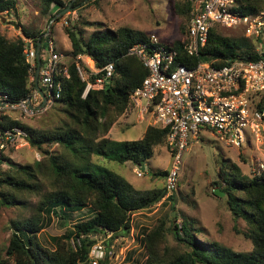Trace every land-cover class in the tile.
Listing matches in <instances>:
<instances>
[{"label":"trees","instance_id":"obj_1","mask_svg":"<svg viewBox=\"0 0 264 264\" xmlns=\"http://www.w3.org/2000/svg\"><path fill=\"white\" fill-rule=\"evenodd\" d=\"M83 1L40 0L41 12L50 14L51 21L70 2L71 7L76 8ZM234 2L233 8L244 14L256 15L264 11V0ZM17 6L18 0H0V14L15 11ZM191 8L189 0H178L173 5L174 12L184 19L181 35L188 27ZM220 29L219 25L211 29L208 43L193 60L184 54L182 41H173L181 53L179 60L188 64L207 60L222 66L229 60L260 57L251 38L243 34L225 35ZM65 30L72 44L65 55L74 60L68 63L70 78L58 77L63 91L56 101L61 102L67 117L57 128L43 132L33 131L19 120L5 117V126H20L28 131V141L42 152L43 158L34 164L19 165L5 154L0 161V209L28 208L24 195H41L39 203L31 208L33 214L29 218L11 219V235L8 245L0 250V264H85L91 248L98 242L96 236L110 233L112 238L104 243L106 257L101 261V264H108L110 245L118 236L130 231L133 213L159 202L164 205L171 201L173 209L175 206V192L167 196L165 185L142 190L110 169L87 172L80 168L82 164H91L94 154L106 155L122 165L130 162L142 166L154 156L158 147L163 146L169 152L168 129L155 125H149L139 140L118 141L107 136L114 122L126 110H132L131 94L148 74L143 62L127 53L129 47L148 35L128 28L118 31L98 28L85 38L77 25L66 26ZM22 34L39 38L41 54L44 52L45 30L31 31L22 27ZM79 54L88 56L97 68L109 62L115 64L113 78L104 88L90 90L85 98L82 94L86 82L80 77L75 62ZM36 69L32 71L26 59L23 38L18 35L9 39L0 33V94L7 93L13 100L29 96L36 88L35 79L31 78ZM54 144L60 146L62 152L52 151L50 147ZM230 166V169L224 166L220 169L212 192L216 195L218 191L223 192L234 216L246 221L249 226L246 235L253 245L252 251L235 252L204 237L194 220L184 218L178 222L170 214L155 228L145 231L143 240L148 257L144 264H264V170L259 175L247 177L238 165ZM167 173L168 170L154 171L153 175L165 179ZM87 207L93 209L92 215L75 223L67 234L54 237V249L42 244L39 232L45 227L46 215L59 216L61 211L76 212ZM169 231L184 251L167 244ZM72 237H80L77 248L70 243Z\"/></svg>","mask_w":264,"mask_h":264},{"label":"rangeland","instance_id":"obj_2","mask_svg":"<svg viewBox=\"0 0 264 264\" xmlns=\"http://www.w3.org/2000/svg\"><path fill=\"white\" fill-rule=\"evenodd\" d=\"M177 1L84 0L76 8H66L65 12L52 24L54 21H49L50 14H42L40 0H18L15 11L0 14V33L9 39H14L22 34V27L31 31L50 29L57 49L65 56L63 62L70 63L73 58L65 55V51L72 49L70 38L65 30L66 26H79L85 38H89L98 28L112 31L128 28L146 35L155 33L164 42L178 40L181 37L180 27L184 19L173 10V5ZM2 17L6 18L5 21ZM66 20L69 21L68 25L64 23ZM220 32L231 36L243 34L241 28H222ZM80 64L89 68L94 65L86 55H83ZM15 116H19L18 120L26 127L39 132L57 128L67 117L59 101H55L34 116L25 118L19 114ZM151 121L149 118L140 120L136 110L132 109L129 112L126 110L114 122L107 136L118 141L139 140ZM50 149L62 152V148L57 144L52 145ZM7 156L19 165L34 164L43 158L42 152L31 146L29 141L19 147H11ZM260 162L264 163V137L260 142L245 143L243 148H235L221 143L209 131H202L183 153L179 186L174 193L176 196L174 209L172 202L168 201L164 205L159 202L148 209L133 213L130 231L118 236L110 245L108 264H144L148 257L143 240L145 231L155 228L164 217H170V214L178 222L184 218L194 220L196 227L204 232V237L217 241L235 252H251L253 245L246 235L249 231L248 224L242 218L234 216L224 194L216 195L212 191L216 187L213 182L217 180V174L223 166L228 169L230 165L236 164L244 175L253 177L252 167ZM171 164L172 158L169 152L165 147L160 146L155 150L154 156L144 163L143 176L135 173L134 163L127 162L122 165L102 154H94L91 164H82L80 168L87 172L110 169L124 176L136 187L146 190L164 187V178L154 176L153 172L168 170ZM42 184L47 189L50 188L46 183ZM24 198L27 199L28 208L0 209V250H4L9 243L11 219L29 218L33 214L31 208L39 203L41 195L26 194ZM92 213L93 209L87 207L76 212L61 211L59 216L45 214V227L39 232L42 244L54 249V237L67 234L75 223L89 217ZM97 238L105 243L112 237L109 233L98 235ZM167 244L180 251L185 250L170 231L167 233Z\"/></svg>","mask_w":264,"mask_h":264},{"label":"built area","instance_id":"obj_3","mask_svg":"<svg viewBox=\"0 0 264 264\" xmlns=\"http://www.w3.org/2000/svg\"><path fill=\"white\" fill-rule=\"evenodd\" d=\"M189 1L192 5L190 20L186 32L179 38L187 58L193 60L200 56L215 25L241 28L243 35L255 42V52L260 57L229 60L222 66L207 60L188 64L179 60L181 53L175 42H164L155 33L129 47L127 53L138 57L148 69L147 76L131 94L132 109L137 111L140 120L149 118L150 125L168 129L172 164L164 179L167 196L178 189L183 153L202 131H209L221 143L235 148L260 142L264 137V11L244 14L233 8L234 0ZM68 22L64 21L65 25ZM20 36L33 71L38 66L40 39ZM45 36L42 54L40 47L38 85L46 101L42 105L43 96L37 87L20 100L11 99L7 93L0 94V161L11 147L28 143V132L20 126H5V117L18 120L17 114L31 117L46 109L62 96L63 85L58 77L70 78L68 62H63L65 56L57 49L50 29L45 31ZM83 55H77L75 62L80 77L86 82L82 94L85 98L90 90L104 88L113 78L115 64L109 62L103 68L95 64L85 67L80 64ZM31 78L34 80L35 76ZM252 170L253 176L259 175L264 163H258ZM134 171L143 176L145 170L136 165ZM80 243V237L71 238L73 248ZM106 253L104 242L98 240L85 264H101Z\"/></svg>","mask_w":264,"mask_h":264},{"label":"water","instance_id":"obj_4","mask_svg":"<svg viewBox=\"0 0 264 264\" xmlns=\"http://www.w3.org/2000/svg\"><path fill=\"white\" fill-rule=\"evenodd\" d=\"M71 4H72V2L69 3V6L67 7V9H70L71 8ZM64 12H65V9L63 11H61L60 13H58L56 16H54L52 18V21H54L59 15H62ZM5 19H6L5 17H2V20L3 21H5ZM40 47H41V41H38V51H37V63H38V66H37V69H36V72H35V79H36L35 80V83H36V87L38 88V90L41 92V94L43 96V100L44 101H43V104L42 105H44V103L46 101V95L43 93L42 89L38 85L39 72H40L39 68H40V65H41ZM141 168H142V170H144L145 169V166L142 165ZM217 193H220L222 195L224 194L221 191H218Z\"/></svg>","mask_w":264,"mask_h":264},{"label":"clouds","instance_id":"obj_5","mask_svg":"<svg viewBox=\"0 0 264 264\" xmlns=\"http://www.w3.org/2000/svg\"><path fill=\"white\" fill-rule=\"evenodd\" d=\"M46 31V30H45ZM145 170V169H144Z\"/></svg>","mask_w":264,"mask_h":264}]
</instances>
